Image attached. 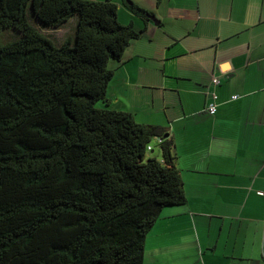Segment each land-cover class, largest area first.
I'll return each mask as SVG.
<instances>
[{"label": "trees", "instance_id": "16d2710c", "mask_svg": "<svg viewBox=\"0 0 264 264\" xmlns=\"http://www.w3.org/2000/svg\"><path fill=\"white\" fill-rule=\"evenodd\" d=\"M118 5L152 17L125 0H0V37L21 35L0 44V264H143L163 210L186 202L166 130L107 97L111 63L142 33ZM75 16L60 48L29 22L56 31Z\"/></svg>", "mask_w": 264, "mask_h": 264}, {"label": "crops", "instance_id": "0c3cea01", "mask_svg": "<svg viewBox=\"0 0 264 264\" xmlns=\"http://www.w3.org/2000/svg\"><path fill=\"white\" fill-rule=\"evenodd\" d=\"M143 1L159 24L129 13L142 33L107 97L119 74L128 100L151 98L149 116L119 110L166 130L186 197L153 225L143 264H264V0Z\"/></svg>", "mask_w": 264, "mask_h": 264}, {"label": "rangeland", "instance_id": "374dc122", "mask_svg": "<svg viewBox=\"0 0 264 264\" xmlns=\"http://www.w3.org/2000/svg\"><path fill=\"white\" fill-rule=\"evenodd\" d=\"M134 4H139V5H144L143 0H131ZM119 7H121L122 9L120 10ZM117 9V18L119 19V24L123 25V26H131L130 24H127L129 22V12L122 6H119ZM29 22L30 25L32 27H34L35 29H37L38 31H40L41 35L48 39L50 42H52V44L55 47H61L64 44H69L71 43L72 45L75 42V37H76V28H77V22H78V16H75L74 18H72L66 25H64L60 30H43V28L39 25V23L37 22V20H34L33 18L29 17ZM127 24V25H125ZM134 28V27H133ZM135 29V28H134ZM135 31L137 33H140V31L138 29H135ZM21 38V35L12 31V30H4L2 32V35L0 37V44L1 45H6L8 43L17 41ZM111 66H113V64L111 63ZM120 73L119 71L116 72ZM117 80V82L115 81ZM114 86L112 87L113 90L115 91V96H112L111 92L109 91V96H111L113 98L112 100V104H113V108L116 110H119V105H128L131 106L132 108H138L137 111H139L141 113V115H148L149 112L147 110V105L150 104L151 98L148 99H142L139 98V95H135L132 94L131 95V100H128L127 97H125L124 95H122V90L120 87L121 84V78L120 75L118 74V79L115 75L114 78ZM116 98L117 100L115 101ZM135 99V103H133V100ZM155 112L158 113V108L156 106ZM149 116V115H148ZM156 143H154L153 141V148H154V153H147V157H160V150L159 148L156 147L155 145Z\"/></svg>", "mask_w": 264, "mask_h": 264}, {"label": "built area", "instance_id": "2783aa9c", "mask_svg": "<svg viewBox=\"0 0 264 264\" xmlns=\"http://www.w3.org/2000/svg\"><path fill=\"white\" fill-rule=\"evenodd\" d=\"M212 83L217 86L219 84V81H218V79H213ZM213 99L215 100L216 97H214ZM236 99H237V96H233L232 97V100H236ZM207 111H208V113L210 115L214 116L216 114V112H217V106H216V104L214 102H212L211 104H209L208 107H207ZM149 150H151V149L149 148ZM259 195H264V193H261L260 192Z\"/></svg>", "mask_w": 264, "mask_h": 264}, {"label": "water", "instance_id": "95a60500", "mask_svg": "<svg viewBox=\"0 0 264 264\" xmlns=\"http://www.w3.org/2000/svg\"><path fill=\"white\" fill-rule=\"evenodd\" d=\"M127 4L131 5L133 4V2L131 0H125ZM150 20L154 23V24H159V22L152 16L150 18Z\"/></svg>", "mask_w": 264, "mask_h": 264}]
</instances>
